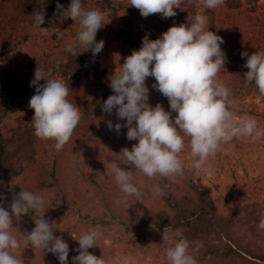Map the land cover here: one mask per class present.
I'll return each instance as SVG.
<instances>
[{
    "label": "clouds",
    "instance_id": "clouds-1",
    "mask_svg": "<svg viewBox=\"0 0 264 264\" xmlns=\"http://www.w3.org/2000/svg\"><path fill=\"white\" fill-rule=\"evenodd\" d=\"M224 3L225 0H130V6L137 9L142 18L159 14L162 19L175 17V9H180L182 4L213 10ZM56 10L54 15L60 22L71 19L78 24L75 39L66 45L65 51L74 57L87 51L95 56L102 51L104 41L97 42L95 37L98 30L110 22L109 16L97 8L86 9L82 0H71L67 8L57 3ZM45 15L43 8L32 13V29L52 31L57 39H62L64 31L59 27H41L46 22ZM186 19L187 23L169 27L155 40L149 39L146 33L141 38V47L125 57L123 64L109 77L108 87L114 94L103 101L101 110L125 123L107 121V127L117 134L126 128V139L136 141L131 150L123 148L119 154H114L121 157L122 163L107 162L103 174L115 181L124 194L125 203L129 197L142 201L146 188L155 197H165L167 183L149 185L146 180L161 177L174 181L183 175L181 156L186 146L195 158L191 167L196 173L213 177L216 169L209 165V158L216 155L222 144L237 138H249L254 143L264 137V129L254 117H238L235 110L239 99L234 98L224 81L218 78L227 63L226 53L221 48L223 38L208 30L206 15L194 14ZM241 58L245 60L242 67L247 69L243 73V85L253 86L259 96L264 97V52L251 55L241 52ZM149 77L155 80L152 89L167 99L169 111L160 103L154 107L148 103L150 90L146 79ZM42 80L44 83L40 84ZM31 86L35 87L29 101L34 112L31 121L34 135L42 141H54L55 149L61 150L79 125L82 110L68 99L69 84L63 79L51 78V69L36 68ZM134 171L146 180L138 185L133 183ZM4 199L0 196V264H25L22 246L38 249L41 254L51 253L59 264H69L68 243L54 235L59 224L45 215L47 198L21 190L7 208ZM28 214L32 215L34 228L21 234L14 225ZM257 228L264 231V214ZM14 231L19 232L22 241L13 235ZM161 235L162 259L168 264H198L196 256L203 247L202 242L189 240L181 230L171 226L165 227ZM102 236L100 225H89L72 237L79 246L73 250L78 254L71 258V264H109L103 255L98 258L89 252L97 248ZM113 264H134V261L131 256L118 255Z\"/></svg>",
    "mask_w": 264,
    "mask_h": 264
},
{
    "label": "trees",
    "instance_id": "trees-1",
    "mask_svg": "<svg viewBox=\"0 0 264 264\" xmlns=\"http://www.w3.org/2000/svg\"><path fill=\"white\" fill-rule=\"evenodd\" d=\"M110 1L82 0V3L86 9L97 8L102 11L110 6ZM241 1L225 0L223 5L213 10L196 4H182L180 9H175L181 23H187L186 18L194 14L206 15L208 30L223 38L221 48L226 53L227 63L224 65L225 71L221 70L218 78L224 81L232 96L239 99L240 104L235 110L237 114L243 112L244 99L253 97L264 105V97H260L253 86L243 85V73L247 69L242 67L245 60L241 58V52L246 51L249 55L264 52V10L258 13L254 11L260 0H245L246 7L241 6ZM70 2L0 0V59L8 54L12 46L33 38L37 31L31 27L34 11L43 8L46 13V22L41 25L44 28L50 14L57 11L56 4L60 3L67 8ZM258 8L264 9V6ZM141 38L140 34L132 31L118 30L108 42L104 36L96 38L97 42L104 41V47L95 56L91 51L76 57L68 55L63 63L49 62L44 58L30 69L27 77L24 74L17 75L13 68L0 71V196L5 198L4 206L7 208L13 196L21 190L40 195L55 176L53 166L43 164L41 159L44 155L41 150L54 146V141H42L34 135L31 124L34 112L29 107V101L35 94L31 81L36 68L45 71L51 69V76L60 75L69 84L71 91L68 99L74 101L83 113L71 140L65 144L67 148L97 167L111 196L121 205L124 215L135 218L147 208L152 209V213L136 219L134 225L129 227L130 238L125 245L127 253L143 251V245L149 237L160 238L163 229L171 226L181 230L189 240L202 242L203 247L196 256L198 264H264V231L257 228L264 214L261 207L257 209L246 205L239 208L237 214L222 216L217 213L214 201L199 178L192 180L181 175L174 181L161 177L148 181L142 175L137 177L135 171L133 183L138 185L141 180H146L149 185L167 183V195L158 198L146 188L143 189L145 194L142 201L137 202L134 197H129L125 203L124 194L115 181L103 175L107 162L122 163L121 157L114 154H119L123 148L131 150L136 143L126 139V128L117 134L107 127V121L113 124L125 123L117 120L114 114L109 116L101 110L103 101L114 94L108 87L107 68L118 69L125 57L141 47ZM102 62L104 67H101ZM39 83L43 84L44 81ZM154 83V78L146 79V86L150 90L148 103L153 107L160 103L165 111H169L167 99L152 89ZM234 144H237V149L243 148L242 138L225 145ZM89 204V210L79 207L75 209L79 220L87 225L108 226L111 221L107 216L96 213L92 202ZM21 251L25 264H59L51 253L41 254L38 249L24 248Z\"/></svg>",
    "mask_w": 264,
    "mask_h": 264
},
{
    "label": "rangeland",
    "instance_id": "rangeland-1",
    "mask_svg": "<svg viewBox=\"0 0 264 264\" xmlns=\"http://www.w3.org/2000/svg\"><path fill=\"white\" fill-rule=\"evenodd\" d=\"M260 5L264 6V0L259 1L257 6L260 7ZM241 6H247L245 0L241 1ZM258 7L254 10L256 13L264 10ZM102 11L109 16L110 22L98 30L95 39L104 36L107 42L113 39L118 30L132 31L140 34L141 37L148 33L149 39L155 40L169 27L181 24L179 14L167 19H162L159 14L142 18L139 11L130 6V0H111L110 6ZM55 13L50 14L44 28L59 27L61 31H64L63 38L57 39L52 31L37 30L31 40L12 46L8 54L0 59V71L13 68L17 71V75L24 74L27 77L30 69L44 58L53 63H63L66 60L70 54L65 51V47L75 39L78 24L71 19L60 22ZM101 67H104L103 62ZM114 70L118 69L107 68V76L110 77ZM51 78L64 80L57 74H53ZM242 105L243 112L237 114L238 117L244 115L254 117L259 127L264 129V105L259 99L253 97L244 99ZM242 140L243 148H235L237 144L234 146L222 144L216 155L209 159V165L216 169L213 177L196 173L191 167L195 158L191 156L190 148L187 146L181 156L184 162L182 176L192 180L199 178L214 201L217 213L222 216L228 213L237 214L239 208L246 205L264 209V137L254 143L250 142L249 138H242ZM41 151L44 154L41 157L42 163L49 167L52 165L55 176L40 195L45 196L48 201L46 217L59 224L54 235L61 236L69 245L71 250L69 264H71V258L78 254L73 250L79 246L72 237L79 235L83 228L89 226L79 220L75 209L79 207L82 210H89L90 202L95 206L96 213H104L111 221L108 226L102 227L103 236L97 248L89 249L90 253L98 258L103 255L109 264H113L118 255L131 256L134 264H168L162 259L164 253V248L161 246L162 237H149L143 245L145 247L143 251L135 254L126 252L125 245L130 238L129 227L134 225L136 219L152 213L151 208L142 211L135 218L124 215L121 205L115 202L100 171L92 162L80 154H74L66 145L61 150L48 146ZM136 176L140 178L141 174L136 172ZM14 226L23 234L34 228V221L28 214ZM18 231H14L13 235L22 241Z\"/></svg>",
    "mask_w": 264,
    "mask_h": 264
}]
</instances>
